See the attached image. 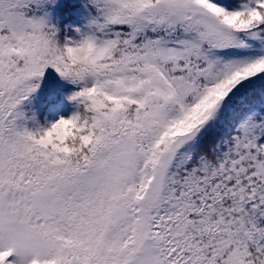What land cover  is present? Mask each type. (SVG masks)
<instances>
[{
    "label": "snow or ice",
    "instance_id": "snow-or-ice-1",
    "mask_svg": "<svg viewBox=\"0 0 264 264\" xmlns=\"http://www.w3.org/2000/svg\"><path fill=\"white\" fill-rule=\"evenodd\" d=\"M0 264H264V0H0Z\"/></svg>",
    "mask_w": 264,
    "mask_h": 264
}]
</instances>
